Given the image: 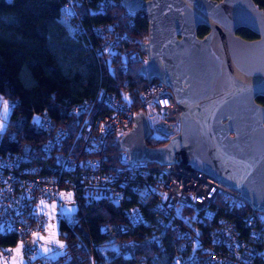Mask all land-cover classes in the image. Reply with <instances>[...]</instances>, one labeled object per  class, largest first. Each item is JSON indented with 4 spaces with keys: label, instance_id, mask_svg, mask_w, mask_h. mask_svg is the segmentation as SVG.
<instances>
[{
    "label": "built area",
    "instance_id": "obj_1",
    "mask_svg": "<svg viewBox=\"0 0 264 264\" xmlns=\"http://www.w3.org/2000/svg\"><path fill=\"white\" fill-rule=\"evenodd\" d=\"M81 1L65 0L63 7L75 14ZM84 2L93 11L105 9L110 0H97L95 6ZM74 24L79 32L86 29L77 17ZM89 28L98 37L95 48L105 62L109 51L116 49L123 58L122 69L131 60H145L141 43L121 34L115 20L90 22ZM125 39L131 44L125 45ZM127 91L126 100L101 85L95 98L73 102L69 111L80 115L73 132L54 122L46 110L34 113L32 126L44 131L38 161L28 159L22 150L0 151V230L14 232L17 241H23L24 264H54L51 254L32 243V233L43 232L48 211H41L40 201H53L58 208L64 203L76 206L79 194L106 197L123 207L126 221L103 225L106 240L143 225L162 247L169 239L177 264H258L256 258L264 250V213L240 189L182 161L133 160L128 149L119 148L113 156L108 153L107 142L119 146L120 135L132 127L138 110L145 112L156 137L169 135L151 122L166 120L173 131L180 124V106L165 82L152 79L135 94L129 87ZM7 101L11 104L14 99ZM187 173L192 176L185 179ZM60 191L70 192L71 198L64 201ZM232 208L241 211L245 233L226 213ZM54 214L60 217L63 212ZM12 245L0 246V258L11 255L6 250Z\"/></svg>",
    "mask_w": 264,
    "mask_h": 264
},
{
    "label": "trees",
    "instance_id": "obj_2",
    "mask_svg": "<svg viewBox=\"0 0 264 264\" xmlns=\"http://www.w3.org/2000/svg\"><path fill=\"white\" fill-rule=\"evenodd\" d=\"M64 1L0 0V95L6 100L14 99L9 104L6 127L0 131V151L22 150L28 159L38 161L44 131L32 126L34 113L46 110L54 122L73 132L80 117L69 111L73 102L95 98L101 85L125 98L128 87L135 94L146 82L138 73V60L129 61L126 69L121 68L123 58L119 49L109 51L105 62L103 54L95 48L98 37L89 28L90 22L115 20L121 34L140 43L147 35L143 11H127L122 0H110L105 9L90 11L82 0L76 3V13L72 14L64 9ZM96 1L87 0V4L95 6ZM254 1L264 6V0ZM76 17L86 25L84 31L75 29ZM207 30L204 24L197 26L199 35ZM236 32L246 38L257 35L246 26H239ZM124 43L131 44L126 39ZM256 100L264 103V95H257ZM7 131L14 134L6 135ZM145 140L156 145L165 138L150 133ZM106 147L112 156L118 150L111 141ZM226 213L245 233L241 211L232 208L226 209ZM126 220L120 204L102 196L79 194L75 209L63 212L58 219L64 247L61 252L51 254L54 264H177L169 239H165L162 247L146 226L135 225L130 231L105 239L102 228L105 223ZM127 241H134V247L130 249L123 244ZM16 242L14 232L0 230V246ZM256 261L264 264V250Z\"/></svg>",
    "mask_w": 264,
    "mask_h": 264
},
{
    "label": "water",
    "instance_id": "obj_3",
    "mask_svg": "<svg viewBox=\"0 0 264 264\" xmlns=\"http://www.w3.org/2000/svg\"><path fill=\"white\" fill-rule=\"evenodd\" d=\"M143 11L145 60L138 73L168 84L180 106L177 131L159 119L153 128L169 136L146 143L152 127L143 110L120 135L129 159L157 164L182 161L241 190L264 213V6L254 0H122ZM208 30L199 35L197 26ZM246 26L257 35L236 32ZM14 134L7 131L6 135Z\"/></svg>",
    "mask_w": 264,
    "mask_h": 264
},
{
    "label": "snow or ice",
    "instance_id": "obj_4",
    "mask_svg": "<svg viewBox=\"0 0 264 264\" xmlns=\"http://www.w3.org/2000/svg\"><path fill=\"white\" fill-rule=\"evenodd\" d=\"M125 99L127 100L128 97L125 96ZM164 103H167V101H165ZM8 112H9V104L7 101H3V116L6 117L8 115ZM3 124L0 123V131L3 130ZM214 191V189H213ZM61 198H68L70 199L71 198V194L70 193H61L60 194ZM41 211L43 212L44 209H49L48 211V215H49V218L51 219L52 218V215L53 213L55 212V209H56V205L53 203L51 205H48L44 200H41L40 201V205L38 206ZM54 226L49 224L48 226L45 227V231L48 232V236L45 237L43 235H39L38 233H32V236H33V240H32V243L33 244H36L38 241H43L44 243V247H43V251L45 253L47 252H50L51 249L49 247H47V245L49 244H57L59 247L63 248L64 245L62 243H60L57 239H56V233L54 230H51L53 229ZM7 252H9L10 254H12V258H11V261L9 262L8 260L6 259H2L0 258V264H24V257H23V254H24V251H25V245L23 243V241H21L20 243L17 244L16 248L13 250V249H7L6 250Z\"/></svg>",
    "mask_w": 264,
    "mask_h": 264
},
{
    "label": "rangeland",
    "instance_id": "obj_5",
    "mask_svg": "<svg viewBox=\"0 0 264 264\" xmlns=\"http://www.w3.org/2000/svg\"><path fill=\"white\" fill-rule=\"evenodd\" d=\"M3 101H7V100L4 99V98H2V96L0 95V123L3 124V126H4V127H3V130H4L5 127H6V122H7V116H8V115H7L6 117L3 116ZM7 102H8V101H7ZM8 104H9V103H8ZM153 123H154V122H151L152 125H153ZM61 193H65V194H67V193H70V192H63V191H60V194H61ZM70 194H71V193H70ZM71 196H72V195H71ZM60 197H61V196H60ZM63 200L66 201V200H68V198H63ZM46 203H47L48 205H51V204H53V203L55 204V202H53V201H46ZM74 209H75V205H73V204H68V203H64V205L61 206L60 208H58V207L56 206L55 212L60 211V212L69 213V212H71V211L74 210ZM48 211H49V209H48ZM48 211L46 212V215H45L44 230H43V232H40V233H38V234L47 237V236H48V232L45 231V227L48 226L49 224H51V225L54 226V228L51 229V230H54V231H55V233H56V239H57L60 243L64 244V243H63V239H62V237L60 236V234H59V229H58V219H59V216H58V215H55V214L53 213L52 218L50 219V218H49V215L47 214ZM18 243H20V241H17L15 244L12 245V249H13V250L16 248V246H17ZM123 244H124V245H127V246L131 249V248L134 247L135 242H134V241H127L126 243H123ZM37 245H38L39 251L42 252V253H45V252L43 251V247L45 246L44 243H43V241H38V242H37ZM47 247H49V248L51 249V251H50V252H47V253H48V254H52V255L61 252L62 249H63V248L59 247L57 244H49V245H47ZM11 258H12V254H11L8 258H6V260H8V261L10 262V261H11Z\"/></svg>",
    "mask_w": 264,
    "mask_h": 264
},
{
    "label": "bare ground",
    "instance_id": "obj_6",
    "mask_svg": "<svg viewBox=\"0 0 264 264\" xmlns=\"http://www.w3.org/2000/svg\"><path fill=\"white\" fill-rule=\"evenodd\" d=\"M186 175V174H185ZM192 175H191V173H187V175H186V178L185 179H187L188 177H191Z\"/></svg>",
    "mask_w": 264,
    "mask_h": 264
},
{
    "label": "flooded vegetation",
    "instance_id": "obj_7",
    "mask_svg": "<svg viewBox=\"0 0 264 264\" xmlns=\"http://www.w3.org/2000/svg\"><path fill=\"white\" fill-rule=\"evenodd\" d=\"M262 104H264V103H262ZM165 136V135H164Z\"/></svg>",
    "mask_w": 264,
    "mask_h": 264
}]
</instances>
